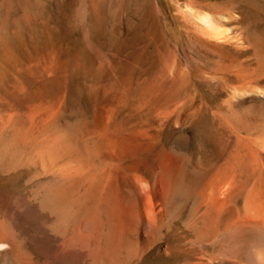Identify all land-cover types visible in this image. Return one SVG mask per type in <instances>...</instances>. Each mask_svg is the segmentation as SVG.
Wrapping results in <instances>:
<instances>
[{
    "label": "rangeland",
    "instance_id": "374dc122",
    "mask_svg": "<svg viewBox=\"0 0 264 264\" xmlns=\"http://www.w3.org/2000/svg\"><path fill=\"white\" fill-rule=\"evenodd\" d=\"M258 1L253 12L246 0H0V264L206 263L212 250L185 226L189 213L150 221L137 174L159 183L176 156L188 171L228 162L236 143L221 106L264 108L262 90L241 82L254 60L246 28L264 29ZM204 16L227 21L240 50L225 51L233 65L199 35ZM53 119L85 138L100 133L98 120L107 132L139 134L150 150L110 155L118 169L96 194L59 175L56 167L75 166L69 158L37 164L34 144L63 131Z\"/></svg>",
    "mask_w": 264,
    "mask_h": 264
},
{
    "label": "bare ground",
    "instance_id": "6f19581e",
    "mask_svg": "<svg viewBox=\"0 0 264 264\" xmlns=\"http://www.w3.org/2000/svg\"><path fill=\"white\" fill-rule=\"evenodd\" d=\"M257 2L259 1L246 0L253 12L262 9ZM200 21L198 32L202 40L220 53L223 67L233 65L236 60L225 51L240 50L233 48L235 44L231 41L236 37L232 36L233 32L229 29L227 21L217 23L208 16H204ZM243 39L254 57L250 67L243 69V88L261 89L264 93V88L258 86V78L264 75V29L256 31L247 27ZM58 112L60 110L57 114ZM60 115L61 113L58 114ZM219 119L222 127L230 133L236 143L227 163L215 170L206 166L188 171L185 167L187 161L176 156L164 169L159 183L156 182L158 179L154 182L148 177L149 172L143 170L140 175L137 174L141 193L147 192L151 202L148 218L150 221L156 218L183 219L185 213H189L185 226L195 236L196 242L207 244L212 250V255L205 264H264V108L237 112L228 102L221 106ZM54 120L50 125L55 124L63 131L50 135L48 131L43 144L38 142L42 146L34 144L37 146L36 150L38 149L37 164L56 167V159L69 158L75 166L72 165L65 171L64 168L56 167L59 175L71 176L72 183L87 182L96 194L101 190L105 178L108 175L113 177L118 169L114 170L112 161L110 163L106 160L110 155L120 157L135 153L141 156L147 149L139 134L119 127L114 129L113 133L107 132L104 129L107 125L100 126L98 120H95L94 127H99L100 133L96 132V135L90 132L93 134L91 138H85V135L77 133L76 130L74 134L73 131L66 132V127L62 128L61 125L59 128L58 123H52ZM78 126L80 128V125ZM14 138L15 136L13 141L17 139ZM108 147L113 154L107 153L106 149H110ZM99 160L102 162H96ZM64 192H56L57 194H52L49 198L52 202H62L67 195ZM139 227V236L146 241L148 237L143 234V228Z\"/></svg>",
    "mask_w": 264,
    "mask_h": 264
}]
</instances>
